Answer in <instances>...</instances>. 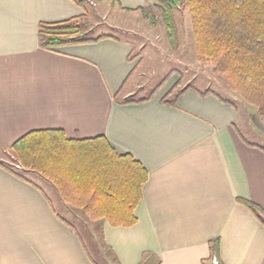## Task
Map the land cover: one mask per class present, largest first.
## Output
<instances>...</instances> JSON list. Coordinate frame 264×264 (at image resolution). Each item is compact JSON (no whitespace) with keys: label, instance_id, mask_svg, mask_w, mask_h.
<instances>
[{"label":"crops","instance_id":"obj_1","mask_svg":"<svg viewBox=\"0 0 264 264\" xmlns=\"http://www.w3.org/2000/svg\"><path fill=\"white\" fill-rule=\"evenodd\" d=\"M99 2L137 13L156 0ZM84 9L0 0V161L32 131L104 136L148 172L137 223L91 220L59 194L57 209L28 173L23 180L0 166V264H212L216 240L222 264H264V224L241 202L264 211V145L242 132L238 108L174 74L148 91L140 83L155 81L142 82V58L115 36L40 46V23Z\"/></svg>","mask_w":264,"mask_h":264},{"label":"trees","instance_id":"obj_2","mask_svg":"<svg viewBox=\"0 0 264 264\" xmlns=\"http://www.w3.org/2000/svg\"><path fill=\"white\" fill-rule=\"evenodd\" d=\"M73 1L85 7L83 0ZM153 6L137 11L155 8L153 26L165 25L177 48L180 41L173 10L189 8L198 61L211 66L219 81L264 123V0H156ZM86 18L40 23V46L54 51L107 37H89L84 32ZM10 152L12 164L0 161L1 167L23 180H27L25 171L42 177L67 205L82 210L89 219L106 220L113 227L137 223L135 211L148 172L130 155L118 154L104 136L71 140L62 130L32 131L14 143ZM241 202L264 224V211L258 205ZM218 254L216 240L211 259L217 257L222 264Z\"/></svg>","mask_w":264,"mask_h":264},{"label":"rangeland","instance_id":"obj_3","mask_svg":"<svg viewBox=\"0 0 264 264\" xmlns=\"http://www.w3.org/2000/svg\"><path fill=\"white\" fill-rule=\"evenodd\" d=\"M83 1L84 15L87 16L84 20L86 22L84 32L93 39L108 35L131 42L134 56L143 60L141 69H143L145 76L142 82L150 78L155 81V83H140L148 91H152L155 86L158 87L160 82L173 74L179 75L183 82L195 88L201 90L210 88L238 108L242 132L252 142L264 145V132H258V125L264 127V123L256 112L219 81L211 66L198 61L194 32L187 6H180L173 10L180 41V47L177 48L174 47L175 40L171 37V32L170 34L167 32L165 25L158 22L156 26H153L151 17L156 15V9L152 8L153 5L144 13H121L119 9L110 4H100L99 0ZM182 84L185 85V83ZM180 88H177L174 93H178ZM259 129L264 131V128ZM3 158L7 163L12 164L11 152ZM25 173H28L27 176L44 190H49V195L58 209L57 199L60 200V198L52 184L32 172L25 171Z\"/></svg>","mask_w":264,"mask_h":264},{"label":"built area","instance_id":"obj_4","mask_svg":"<svg viewBox=\"0 0 264 264\" xmlns=\"http://www.w3.org/2000/svg\"><path fill=\"white\" fill-rule=\"evenodd\" d=\"M212 264H218V262H217L216 260H214V261L212 262Z\"/></svg>","mask_w":264,"mask_h":264}]
</instances>
